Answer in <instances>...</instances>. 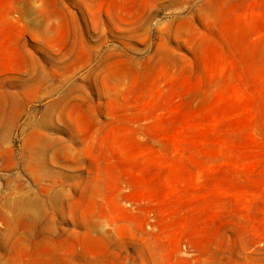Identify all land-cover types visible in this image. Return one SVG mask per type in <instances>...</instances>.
Masks as SVG:
<instances>
[{
	"label": "rangeland",
	"instance_id": "obj_1",
	"mask_svg": "<svg viewBox=\"0 0 264 264\" xmlns=\"http://www.w3.org/2000/svg\"><path fill=\"white\" fill-rule=\"evenodd\" d=\"M0 134L15 264H264V0H0Z\"/></svg>",
	"mask_w": 264,
	"mask_h": 264
},
{
	"label": "bare ground",
	"instance_id": "obj_2",
	"mask_svg": "<svg viewBox=\"0 0 264 264\" xmlns=\"http://www.w3.org/2000/svg\"><path fill=\"white\" fill-rule=\"evenodd\" d=\"M5 137H6V135L5 134H0V144L4 141V139H5ZM5 142V141H4ZM41 155V154H40ZM33 156H35V154L33 155ZM33 156H32V158H33ZM37 156H38V154H37ZM41 157V156H40ZM38 159H39V157H37ZM37 158H36V160H37ZM35 160V161H36ZM40 161H41V158L39 159ZM37 162H38V160H37ZM39 163V162H38ZM19 194V193H18ZM21 195V194H20ZM10 198V197H9ZM12 198V197H11ZM10 198V199H11ZM8 199V198H7ZM4 200H6V199H4ZM11 201V200H10ZM10 201H7V202H2V200H1V204H0V214H1V218H2V216L4 215L6 218L5 219H7V221H8V223H10V224H13L12 226H14V223H15V220H16V218L18 217V221L17 222H19L20 220H19V217H20V215L22 216V215H26L29 219H30V223H31V228H35L36 227V217H35V215H34V213H35V211L33 212V206H35L34 204H33V198L30 196V195H25V196H19V197H17V198H13V200L10 202ZM8 206H10L9 208L12 210V212L11 211H9L10 209H5L4 210V208L5 207H8ZM7 210V211H6ZM8 211L9 212H11V214L9 215L8 214ZM36 215H37V213H36ZM25 216V217H26ZM20 218H22V217H20ZM4 219V220H5ZM16 222V223H17ZM17 225H18V227H17ZM27 225V224H26ZM2 226V225H1ZM4 226H6V225H4ZM10 226V225H9ZM25 226V225H24ZM8 227V226H7ZM16 228H19L20 229V227H19V224H16V226H15ZM10 229H13L12 227H9ZM5 229H6V227H5ZM19 229H17V230H19ZM9 231V229L8 230H4L3 229V227H0V264H15V263H13L12 261V256L10 255V253H9V247L8 246H10V245H8V243H10L11 241L10 240H12V239H10V234H9V236H6L5 234L7 233ZM13 231H14V229H13ZM16 231V230H15ZM24 231V230H23ZM11 232V231H10ZM10 232H8V233H10ZM27 232V231H26ZM26 232H24L23 234L25 235V233ZM11 234H13V233H11ZM21 234V233H20ZM36 234V233H35ZM14 235V234H13ZM18 237H22V235L21 236H17V238ZM15 238V237H14ZM17 238H15L14 240H17ZM13 240V241H14ZM24 240V239H23ZM22 240V241H23ZM10 241V242H9ZM17 241H19V239L17 240ZM21 241V243L22 244H24V242H22ZM26 242H28V240H26ZM15 244H16V241L14 242ZM14 243H12V244H14ZM19 243H20V241H19ZM19 243H18V245H19ZM15 244H14V246H15ZM25 245H26V243H25ZM13 246V245H12ZM14 246H13V248H14ZM11 248V247H10ZM10 250H12V248L10 249ZM14 251V250H13ZM15 253V252H14ZM14 256V255H13ZM29 257V256H28ZM14 262H16V260L14 261ZM18 262V261H17ZM17 262H16V264H17ZM21 262V261H20Z\"/></svg>",
	"mask_w": 264,
	"mask_h": 264
}]
</instances>
